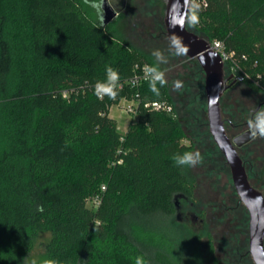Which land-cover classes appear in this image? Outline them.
Masks as SVG:
<instances>
[{
	"label": "trees",
	"instance_id": "1",
	"mask_svg": "<svg viewBox=\"0 0 264 264\" xmlns=\"http://www.w3.org/2000/svg\"><path fill=\"white\" fill-rule=\"evenodd\" d=\"M99 1L0 0V264H181L189 236L176 217L195 180L173 157L206 139V154H223L201 116L207 104L188 107L198 130L187 145L169 81L156 82L158 94L151 81L119 87L136 62L160 68L115 19L103 25ZM187 25L246 54L243 65L262 79L242 83L264 90V0H195ZM109 67L119 76L114 99L95 93ZM137 91L170 100L174 112L143 109L121 133L109 108ZM43 233L50 238L33 258Z\"/></svg>",
	"mask_w": 264,
	"mask_h": 264
},
{
	"label": "flooded vegetation",
	"instance_id": "2",
	"mask_svg": "<svg viewBox=\"0 0 264 264\" xmlns=\"http://www.w3.org/2000/svg\"><path fill=\"white\" fill-rule=\"evenodd\" d=\"M139 1L141 3H137L138 0H129L128 9L125 12H118L116 18L120 21H127L129 20L128 16L133 15V11L139 13L143 10L147 11V8L149 7L148 5H151L152 8L156 9L154 11V17L155 14L157 17H161L159 18V34L160 36H165L164 39L168 42L165 41L166 43L164 42L160 45V47L163 48L162 56L167 59L166 61L170 62L172 60L168 66L170 70L173 71V74L168 78L171 88H173L176 82L179 81L181 84L179 89L183 91L182 93L185 96L191 93L190 88L193 87L195 92L197 94L199 93L200 98H203V92L205 89V73L203 69L199 68L195 59L189 58L183 53H180L167 36V29L164 22L166 0ZM187 23L188 16L186 27L189 31L195 32L188 27ZM159 39H161V37ZM177 54L184 57L186 59L185 62L175 64L174 57ZM152 56L157 60L153 54ZM245 87H247V89ZM236 88L243 90L246 89L252 96H239V94L234 91ZM221 106L227 134L234 143L235 138L239 135L251 132L248 120L254 116L257 110L264 109V95L245 83L235 81L234 84L223 94ZM250 135L251 138L244 144L236 146V149L243 162L250 184L254 188L260 190L264 195V138L259 135L253 137L251 133ZM200 154L203 158L202 163H204V160L207 162V159L213 162L212 155L206 154L205 152H201ZM221 157L226 165L224 166L231 174V180L229 181L230 192H225V196H227L228 199L217 200V198H215L211 200L210 206L204 211V215H197V212L195 211L196 202L194 200L196 194L194 191L193 199L187 200L189 204V213L191 214L193 221L199 220L201 229L203 230L202 234L205 237L206 246L208 247V250H206L205 253L207 256H210V262L213 264H255L250 247V214L247 207L237 194L227 159L224 154H222ZM204 168L205 166L197 164L193 170L202 174ZM215 189L216 187H214L213 184L212 191L209 190V193L213 194V191H216ZM230 201L232 202L229 204L228 202ZM178 209L180 210V205H178ZM190 241L192 242V246L194 242H198V237L193 231L190 233Z\"/></svg>",
	"mask_w": 264,
	"mask_h": 264
},
{
	"label": "rangeland",
	"instance_id": "3",
	"mask_svg": "<svg viewBox=\"0 0 264 264\" xmlns=\"http://www.w3.org/2000/svg\"><path fill=\"white\" fill-rule=\"evenodd\" d=\"M108 1L111 3V5L114 7V9L117 12H122V11L125 12L128 9L127 7L129 6V0H108ZM137 3H141V2L138 0ZM101 4H102V0H100L98 4L97 3L95 4V6L100 11H101ZM148 6L149 7L147 8V11L143 10L141 13L137 11H133V15L128 16L129 20L127 21L125 20L120 21L118 20V18H115L114 28L125 39H127V41H129L132 45H134L135 47L139 48L140 50L146 53H149L151 55L153 54L157 59L156 61L159 65L160 71L161 72L163 71L164 78L168 81V78L173 74V71L170 70V68L168 67L170 62H172V60L170 62L166 61L167 59H165L162 56L163 48H161L160 45H162L166 41V39H164L165 36H160L159 31H158V27L160 26L159 18L161 17H157L156 14L154 17V13H155L154 11L156 9L152 8L151 5H148ZM100 15H101V12H100ZM160 37L161 39H159ZM244 49L247 52L250 51L246 47H244ZM174 60H175L174 62L175 64H181V62H185L186 59L177 54L175 55ZM190 89H191L190 90L191 93L185 96L182 93L183 91H181L179 88L176 87V84L173 88H170L171 90L170 92L173 95L174 100L176 102V107L178 105L177 107V109L179 110L178 117L183 124V131L186 134L185 137L182 139V143H185L187 145L191 144L190 132L192 130H198V128L194 124H192L193 114L188 112V109H189L188 107L196 108L197 104H195V102L198 103L199 101L203 105L202 106L203 108L204 106L206 108V104H207L206 99H204V97L203 98L196 97V92L193 89V87H191ZM234 91L235 93H238L239 96H246V95L252 96L251 93L248 92L246 89L243 90L240 88L239 89L236 88ZM260 92L264 95V90H260ZM123 104L124 103L121 102L119 104L113 105L110 111V117H112L116 121L117 128L121 133H125L126 130L128 129V125L131 122V120L136 119L135 116L125 112L121 108ZM201 116L203 119H207L205 110H203ZM196 142L198 143L197 140ZM208 144L211 145L212 141L208 139L201 141L198 144L200 148L193 146L190 152L198 151L199 153L201 152L204 153L205 146H207ZM206 151H209L210 154H213L212 155L213 162L207 159V162H205L206 160H204V163H199L201 166H205L204 172H202V174L197 173L196 170L194 171L193 170L194 167H191V166L187 167V173L189 174L190 177H193L196 182L195 183L196 184L195 185L196 196L194 197V200L196 202L195 211L197 212V215H200V214L204 215V211L206 210L208 206H210L211 200L215 198H217V200H227L228 197L225 196V192L226 191L230 192L229 181L231 180L230 179L231 174L228 171V169L225 167L226 165L222 157L220 155L217 156V154L213 152L214 150H212V148L211 150L208 149ZM213 184H214V187H216L215 189L216 191H213L214 193L210 194L209 190L212 189ZM231 202L232 201L228 203L230 204ZM87 205L92 208L96 207L95 204L91 201H88ZM181 206H182V209H181ZM188 206H189L188 202H181L180 210L178 213L179 218H178V215L176 217L177 222L182 223L185 226V229H186L184 230L185 235H187V237L189 236L188 241H186V243L182 245V248L184 249L183 251L184 253H182V255L179 258L180 262L181 264H213L212 262H210L211 260L210 256H207L205 253V251L208 250V247L206 246L205 237L202 234L203 230L201 229L199 220L193 221L191 214L189 213ZM192 231L198 237V242L197 243L194 242L193 246H192V242L190 241V233ZM49 238H50V233H43L39 236V239L36 242V247L33 252V258H38V256L43 251L45 243L47 242ZM178 244L179 245H177V248L181 246L180 243ZM175 249H176V246H175Z\"/></svg>",
	"mask_w": 264,
	"mask_h": 264
},
{
	"label": "water",
	"instance_id": "4",
	"mask_svg": "<svg viewBox=\"0 0 264 264\" xmlns=\"http://www.w3.org/2000/svg\"><path fill=\"white\" fill-rule=\"evenodd\" d=\"M192 0H166L164 22L167 36L180 53L197 59L205 73L207 117L212 137L230 165L235 189L250 214V247L255 264H264V195L254 188L248 179L236 146L247 142L251 132L229 138L224 124L221 99L235 82L227 76L224 62L218 52L211 49L210 42L186 27ZM118 16L108 0H102L101 20L108 25Z\"/></svg>",
	"mask_w": 264,
	"mask_h": 264
},
{
	"label": "built area",
	"instance_id": "5",
	"mask_svg": "<svg viewBox=\"0 0 264 264\" xmlns=\"http://www.w3.org/2000/svg\"><path fill=\"white\" fill-rule=\"evenodd\" d=\"M193 1L195 0H192V2ZM210 45L211 49L220 54L225 65V69H227L229 76H232L233 80L237 78L235 80L236 82L250 81L258 86H261L262 74L253 75L243 65V62L247 60L246 54H239L236 50L228 49L225 42L219 39H215L214 41L210 42ZM153 67L154 66H152L145 60L136 62L133 68V74L123 83H120L119 87L122 88L124 84H129L131 85V87H135L138 89L143 83L152 81L153 73L150 71V69ZM64 96H67V91H64ZM121 102L124 103L121 108L125 112L135 116L136 118L138 117L140 111L143 109L151 112L153 111L166 113H173L175 109L174 104L170 100L143 99L139 91L133 93L131 96L123 97L115 104H119ZM112 106L109 108V115ZM121 140H124V137H121ZM121 151L122 150L120 149L118 152L121 153ZM122 161V159H118L117 162ZM104 189L105 186H103V190ZM98 201L99 199H96L93 203L96 205Z\"/></svg>",
	"mask_w": 264,
	"mask_h": 264
},
{
	"label": "clouds",
	"instance_id": "6",
	"mask_svg": "<svg viewBox=\"0 0 264 264\" xmlns=\"http://www.w3.org/2000/svg\"><path fill=\"white\" fill-rule=\"evenodd\" d=\"M199 8L198 4H194V11ZM193 24L198 22V18L196 15H193L191 18ZM150 71L153 73V79L150 82V88L153 92L158 94V89L156 88V82L163 86L166 81L164 79L163 72L158 71L156 68H151ZM119 76L118 73L109 67L107 69V80L105 82H98L95 86V93L97 96L108 95L111 98H115L117 95L116 88L118 85ZM181 86L180 82H176V87L179 88ZM248 125L251 130V134L253 137L259 135L264 138V109H259L255 112L254 116H252L248 120ZM174 162L180 166H191L195 167L197 164L202 163V156L197 152H185L182 155L177 154L173 157ZM32 264H36L35 261ZM42 264H57V261L52 259H45L42 261ZM136 264H146V261L143 257L136 258Z\"/></svg>",
	"mask_w": 264,
	"mask_h": 264
},
{
	"label": "crops",
	"instance_id": "7",
	"mask_svg": "<svg viewBox=\"0 0 264 264\" xmlns=\"http://www.w3.org/2000/svg\"><path fill=\"white\" fill-rule=\"evenodd\" d=\"M163 72V71H162ZM165 79V78H164ZM166 80V79H165ZM246 89H247V87H245ZM176 94V93H175ZM176 97V96H175ZM178 99H180V98H178ZM180 103V102H179ZM177 107H178V105H177ZM177 111H178V113H179V110L177 109ZM206 118H207V126H208V129H209V122H208V117H207V109H206ZM196 126V125H195ZM196 129V128H195ZM192 132V131H191ZM191 132H190V135H191ZM209 132H210V130H209Z\"/></svg>",
	"mask_w": 264,
	"mask_h": 264
}]
</instances>
